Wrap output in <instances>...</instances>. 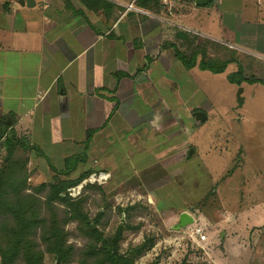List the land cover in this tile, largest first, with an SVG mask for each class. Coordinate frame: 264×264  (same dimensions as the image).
<instances>
[{"label":"crops","instance_id":"0c3cea01","mask_svg":"<svg viewBox=\"0 0 264 264\" xmlns=\"http://www.w3.org/2000/svg\"><path fill=\"white\" fill-rule=\"evenodd\" d=\"M34 1L0 0V119L57 169L83 155L73 170L143 183L146 167L167 165L178 148V131L165 130L178 113L168 92L178 94L186 69L174 55L184 32L228 52L236 42L243 59L264 62V0ZM158 188L148 193L155 201ZM255 225L231 263L264 264V218Z\"/></svg>","mask_w":264,"mask_h":264},{"label":"rangeland","instance_id":"374dc122","mask_svg":"<svg viewBox=\"0 0 264 264\" xmlns=\"http://www.w3.org/2000/svg\"><path fill=\"white\" fill-rule=\"evenodd\" d=\"M171 21L178 23L175 17ZM184 33L187 36L181 51L187 60L193 55V65L185 66L178 76V94L168 92V97L176 99L170 104L177 106L178 113L176 121H167L165 130L168 135L178 131L177 152L168 156L167 165L146 167L143 183L89 178L102 170L89 171L79 179L84 173L81 167L64 174L51 167L49 157L27 135L4 128L3 136L10 139L5 143L4 137L0 138V172L11 165H24L25 189L40 199L42 215L47 203L43 185L79 179L60 192L63 200H53L59 209L80 210L87 216L84 223L69 213L64 224L68 242L91 244L85 225L89 222L107 238L120 227L117 243L121 253L146 240L149 245L134 264H239L230 261L236 257L229 260L227 256H238L240 241L255 238V223L264 218V81L257 78L264 80V62L252 61L253 54L243 59L236 42L228 46L232 48L228 52L219 44L193 38L192 32ZM201 60L217 61L224 69L220 73L202 70ZM239 72L257 81L236 84L229 77ZM195 111H203L206 118L197 119ZM133 184L137 189L131 193ZM150 188H158L157 201L148 195L155 194ZM170 198L174 204H164ZM181 211L189 212L194 222L175 229ZM194 226L202 228L204 240L198 241L191 233ZM44 261L58 264L47 252ZM76 261L75 256L61 264Z\"/></svg>","mask_w":264,"mask_h":264},{"label":"trees","instance_id":"16d2710c","mask_svg":"<svg viewBox=\"0 0 264 264\" xmlns=\"http://www.w3.org/2000/svg\"><path fill=\"white\" fill-rule=\"evenodd\" d=\"M150 0H137L142 6ZM147 3V4H148ZM158 4H154L153 6ZM174 55L186 67L193 65V55L187 60L182 51L175 49ZM199 66L202 69H209L212 72H221L224 64L220 65L217 61L201 60ZM237 83L240 80L249 82L255 79L243 78L239 72L233 75ZM8 124L0 119V138L4 137L5 143L10 139L3 136L4 128ZM87 134V139L90 137ZM8 147V145H7ZM37 148V147H36ZM82 155H73L65 159L63 169H57L64 174L71 172L76 164L83 159ZM53 169H56L51 165ZM89 171L80 174L79 179ZM25 167L24 165L9 166L7 170L0 172V263L1 264H46L44 261V252L49 253L54 261L58 264L73 260L76 256L77 264H134L145 248L148 247L147 241L135 245L127 253L118 251V241L122 229L119 227L117 233L110 237H104L102 231L91 224L86 223V228L91 234L93 241L85 243L83 246H76L68 242L67 231L64 229L65 219L69 213L79 216L81 222H87V216L80 210L68 211L59 209L53 200L60 198V192L66 191L65 188L70 184L77 183L78 180L61 181L57 180L49 185H43L47 190L44 196L47 198L45 213L40 211V199L34 193L25 189ZM97 221V220H96ZM39 241H38V238ZM42 246V247H41ZM74 256V257H73ZM71 258V259H70ZM151 264H158L153 262Z\"/></svg>","mask_w":264,"mask_h":264},{"label":"water","instance_id":"95a60500","mask_svg":"<svg viewBox=\"0 0 264 264\" xmlns=\"http://www.w3.org/2000/svg\"><path fill=\"white\" fill-rule=\"evenodd\" d=\"M208 1L209 0H194L195 4L197 5L206 4ZM17 2L21 5H27V6H33L35 4L34 0H17ZM241 89H242L241 87L238 88L237 96H240ZM194 114L196 118L199 120H204L206 118V114L203 111H195ZM9 122H10L9 119L6 120L7 124ZM193 222H194V218L189 212L181 211L178 215V221L175 224V229L185 227L186 225ZM92 227L94 226L92 225Z\"/></svg>","mask_w":264,"mask_h":264},{"label":"built area","instance_id":"2783aa9c","mask_svg":"<svg viewBox=\"0 0 264 264\" xmlns=\"http://www.w3.org/2000/svg\"><path fill=\"white\" fill-rule=\"evenodd\" d=\"M165 3L168 4L170 0H164ZM109 177L108 172L104 171H99L97 173H91L89 178L93 179L94 181L102 182L106 180ZM191 233L197 237L198 241H202L205 239V234L202 233V228L200 226H194L191 228Z\"/></svg>","mask_w":264,"mask_h":264}]
</instances>
